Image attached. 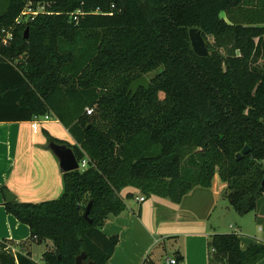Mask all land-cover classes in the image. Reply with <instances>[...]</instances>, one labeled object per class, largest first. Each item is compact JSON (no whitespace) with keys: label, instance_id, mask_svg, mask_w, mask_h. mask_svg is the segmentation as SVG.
<instances>
[{"label":"trees","instance_id":"obj_1","mask_svg":"<svg viewBox=\"0 0 264 264\" xmlns=\"http://www.w3.org/2000/svg\"><path fill=\"white\" fill-rule=\"evenodd\" d=\"M191 27L207 56L193 52ZM155 70L132 94L129 84ZM49 114L86 167L62 173L56 198L4 203L33 241H50L43 264H75L82 252L110 264L118 235L102 227L126 209L127 186L177 203L217 174L230 206L254 211L264 195V0H0V122ZM7 241L0 264H38ZM206 247L207 264L264 257V243L242 248L236 233L210 234Z\"/></svg>","mask_w":264,"mask_h":264},{"label":"crops","instance_id":"obj_2","mask_svg":"<svg viewBox=\"0 0 264 264\" xmlns=\"http://www.w3.org/2000/svg\"><path fill=\"white\" fill-rule=\"evenodd\" d=\"M42 117L44 119L39 120ZM42 117L31 121L0 122V234L3 236L0 238L14 243L17 241L13 236H25L29 228L5 210L3 191H10L15 196L14 201L21 202L58 197L62 192V173L57 158L46 147L48 138L44 131L67 145L75 144L74 138L58 119L51 114ZM226 194V183L217 174L213 176L210 187L195 186L177 203L156 195L144 196V200L139 201L142 194L137 188H123L121 196L126 209L109 216L102 227L106 235H118L110 264H143L146 256L156 262L152 248L157 244L160 246L165 238L173 253L183 255L184 264H207L208 236L216 232L228 233L213 216L220 199H227ZM223 205L221 210L225 207ZM258 229L264 232L262 222ZM4 234L8 236L4 238ZM246 236H239L242 248L249 243L263 242L251 239L252 236L256 238L255 234ZM43 244L46 248L51 245L48 240ZM21 253L27 252L22 249ZM172 257H166L165 261ZM255 264H264V257Z\"/></svg>","mask_w":264,"mask_h":264},{"label":"rangeland","instance_id":"obj_3","mask_svg":"<svg viewBox=\"0 0 264 264\" xmlns=\"http://www.w3.org/2000/svg\"><path fill=\"white\" fill-rule=\"evenodd\" d=\"M44 7L42 5H37L36 9L33 11H29L28 9L25 10V14L22 16V20L26 21L29 18V12H32L31 16H34L36 12L38 11H43ZM207 42L209 44H211L213 42V39L211 36H207ZM156 73L155 71L149 72L144 74V76L147 79H150V77H152L154 74ZM44 118H40L39 120H43ZM218 208L216 210V213H214V219H217V221H219L222 229H225L226 232H233L234 229L236 228V232L237 234H239V236H242V238H247L246 234L249 235H256V238L252 236L251 239L261 242H264V232L259 231L258 229V224L260 222H262L263 226H264V195H262L258 202H257V207L254 211H251L245 215H238L237 212L234 211V209L230 206L229 202L227 201V199L225 197H222L219 201ZM224 204V205H223ZM225 206L222 210L220 208V206ZM12 215V214H11ZM13 216V215H12ZM212 216V217H213ZM237 220H240V223L237 222ZM260 220V222H259ZM238 223V224H237ZM229 224L232 225V228L229 227ZM10 224H8L9 226ZM237 225H241L240 227ZM14 232H16L14 230ZM17 236H13L14 241H17V243L14 242H8L7 241V245L8 248L16 253V252H22V249L25 252H30L31 253V257L34 261L38 262L39 264H43L42 263V258L41 255L42 253L46 250V247L43 243H37L35 241H33L30 238L29 233L25 234V236H20V234H15ZM7 234H4V238L7 237ZM0 237L1 236L0 234ZM12 237V236H10ZM2 239V238H0ZM257 239V240H256ZM166 238L164 240H162L160 246L157 244L152 248V251L154 252L155 255V260L158 263H162L165 261L166 257H171L173 256V250L170 247L169 243L166 242ZM261 240V241H260ZM262 242V243H263ZM22 248V249H20Z\"/></svg>","mask_w":264,"mask_h":264},{"label":"water","instance_id":"obj_4","mask_svg":"<svg viewBox=\"0 0 264 264\" xmlns=\"http://www.w3.org/2000/svg\"><path fill=\"white\" fill-rule=\"evenodd\" d=\"M188 36L191 44V48L193 52L200 57H205L209 54L208 48L206 46V42L204 37L201 33V30L197 27H191L188 29ZM149 84V80L144 76H140L134 79L129 84V90H132V94H134L138 88H147ZM46 147L48 150L52 152V154L58 160V166L61 173L77 170L79 169L78 160L70 146L66 143H58L53 139H48ZM249 151V146L245 145L240 152L236 154L237 159L241 158L242 155L246 154ZM261 185H264V174L261 181ZM6 202H12L15 199V196L8 190L3 191ZM89 203L86 206L84 212V218H86L89 222L91 221L88 218V212L90 208ZM85 260V253L82 252L81 254L75 257V264H95L93 261H84Z\"/></svg>","mask_w":264,"mask_h":264},{"label":"built area","instance_id":"obj_5","mask_svg":"<svg viewBox=\"0 0 264 264\" xmlns=\"http://www.w3.org/2000/svg\"><path fill=\"white\" fill-rule=\"evenodd\" d=\"M29 10V11H32V9H31V7H29V6H27L26 7V9L25 10ZM25 10H24V13H25ZM79 12V11H78ZM32 12H29V14H31ZM37 13V12H36ZM35 13V14H36ZM4 44L6 43V39H4V42H3ZM85 110H86V113L87 114H91V112H92V108H89V107H86L85 108ZM78 164H79V169H83V168H85L86 167V165H87V159L86 158H84L83 160H81V162H78ZM138 200L139 201H143L144 200V196L142 195V196H139L138 197ZM166 263H169V264H175L176 262H175V259L174 258H168V259H166Z\"/></svg>","mask_w":264,"mask_h":264}]
</instances>
